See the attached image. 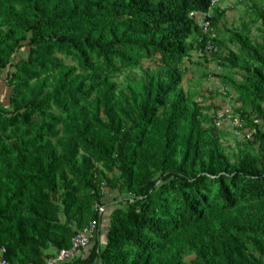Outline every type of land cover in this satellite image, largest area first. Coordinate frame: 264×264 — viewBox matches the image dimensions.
I'll return each instance as SVG.
<instances>
[{"label": "trees", "instance_id": "16d2710c", "mask_svg": "<svg viewBox=\"0 0 264 264\" xmlns=\"http://www.w3.org/2000/svg\"><path fill=\"white\" fill-rule=\"evenodd\" d=\"M211 2L0 0L10 89L0 105V247L11 264H45L92 223L102 235L106 217L105 241L73 264H264V39L244 25L227 30L239 52L228 48L221 7L217 37L203 34L191 13ZM237 3L264 28V0ZM199 50L226 71L215 77L238 96L239 130L250 132L231 152L218 108L183 86ZM116 193L123 200L100 216Z\"/></svg>", "mask_w": 264, "mask_h": 264}, {"label": "rangeland", "instance_id": "374dc122", "mask_svg": "<svg viewBox=\"0 0 264 264\" xmlns=\"http://www.w3.org/2000/svg\"><path fill=\"white\" fill-rule=\"evenodd\" d=\"M221 9H225L227 12L220 24L222 30L220 38L227 41L228 48L239 52L238 46L229 43L228 29H241L242 26L249 25L251 28V38L253 40L261 41L264 39L263 26L255 20L254 13L248 9L247 5L244 3L239 4L233 0H222ZM28 51V48L23 49L18 57L25 56ZM223 53H225V50ZM147 66L148 63H143L141 65L143 68ZM141 67L132 73L141 74ZM185 68L187 73L183 83L184 89L192 92L196 90L197 98L202 101L204 100L207 106L211 103L215 104V107L218 108L216 114L219 117L217 126L224 132L222 140L228 145V152L235 150L237 145L242 142L246 136L250 135V132L247 129L239 130L243 122L239 114L235 113V109L240 106L237 102L238 96L233 91H231V96H227L225 94L226 89L223 87L222 82L215 77V74L226 71L218 65L216 60L207 63L199 58L195 52L191 53L190 59L185 60ZM124 78L125 75L121 76L118 82L121 83ZM6 102L8 103V100ZM214 113L215 112L212 110V114ZM251 118L255 119L254 116H251ZM260 124L262 123L260 122ZM117 196V193L107 195L105 199L106 201L108 200L107 204H109L107 208L112 205L118 206V202L123 200V198H120L118 201H115Z\"/></svg>", "mask_w": 264, "mask_h": 264}, {"label": "built area", "instance_id": "2783aa9c", "mask_svg": "<svg viewBox=\"0 0 264 264\" xmlns=\"http://www.w3.org/2000/svg\"><path fill=\"white\" fill-rule=\"evenodd\" d=\"M222 0H212L209 10L206 13L194 12L191 13L192 17H195L197 24L199 25L202 33L211 38H216L217 35L212 27L211 19L214 17L215 10L221 7ZM228 1V0H227ZM239 2V0H233ZM206 54L211 57L213 53L218 51V48L214 43L209 42L205 48ZM199 58H203V52L201 50L195 52ZM107 205L99 207V214L103 216L107 210ZM99 225L92 223L90 226L78 232V234L72 239L71 247L68 249L60 250L57 254L49 257L45 264H72L74 260L83 255L87 249L91 246L93 240L99 235ZM7 249L0 247V264H11L6 259Z\"/></svg>", "mask_w": 264, "mask_h": 264}, {"label": "crops", "instance_id": "0c3cea01", "mask_svg": "<svg viewBox=\"0 0 264 264\" xmlns=\"http://www.w3.org/2000/svg\"><path fill=\"white\" fill-rule=\"evenodd\" d=\"M2 91V92H1ZM9 93H10V89H9V87H7L6 85H5V82H4V80L3 79H0V105L2 104V105H8V103L6 102L7 101V97H8V95H9ZM5 95V96H4ZM106 201V200H105ZM108 201V200H107ZM106 201V202H107ZM108 225H109V219H108V217H106V218H104V221H103V224H102V230H103V234L102 235H100V233H99V235L101 236V238H102V240L101 241H105L104 240V238L106 237V234H105V232L107 231V227H108ZM98 235V236H99ZM46 253L47 254H55L56 253V249H54V248H50L48 251H46ZM87 252H85V255L87 256V254H86ZM85 255L83 256V258H85ZM73 264V263H72ZM97 264H99V263H97Z\"/></svg>", "mask_w": 264, "mask_h": 264}]
</instances>
